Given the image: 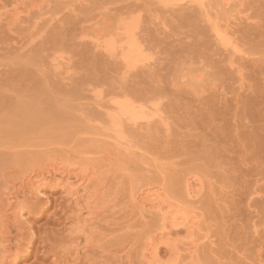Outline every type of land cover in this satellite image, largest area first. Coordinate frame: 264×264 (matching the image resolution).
I'll use <instances>...</instances> for the list:
<instances>
[{
    "label": "rangeland",
    "instance_id": "rangeland-1",
    "mask_svg": "<svg viewBox=\"0 0 264 264\" xmlns=\"http://www.w3.org/2000/svg\"><path fill=\"white\" fill-rule=\"evenodd\" d=\"M127 102L138 123L120 115ZM108 149L118 173L92 233L74 231L78 208L49 184L51 202L25 212L35 234L18 264H73L77 239L89 246L76 264H149L163 219L140 215L141 186L197 222V255L177 226L170 264H264V0H0V196L34 163Z\"/></svg>",
    "mask_w": 264,
    "mask_h": 264
},
{
    "label": "bare ground",
    "instance_id": "bare-ground-1",
    "mask_svg": "<svg viewBox=\"0 0 264 264\" xmlns=\"http://www.w3.org/2000/svg\"><path fill=\"white\" fill-rule=\"evenodd\" d=\"M132 40H130L129 42L131 43ZM130 47L131 46H129V48ZM133 47L130 49V53L127 54L128 55L127 57L133 61V62L131 61L132 63H134L136 61L138 62L139 61L138 56L139 55L141 56V54H138V52L140 53V50H136V48L135 47L133 48ZM140 60L142 61L141 57H140ZM192 80H194V79L192 78ZM128 103L129 102H127V104L120 103L121 112L120 111L119 112L121 113L120 115H127V117L129 116L128 121H130L129 118H131L132 119L131 123H132L133 120L140 118V117H138L139 112H137L135 110L136 105L135 106L133 105V107H132L133 103H129V104ZM137 108H139V107H137ZM142 111L143 110H141V112ZM116 116L117 115H115V118L113 117L114 119L113 118L111 119V120H113V123H114L113 126H115L113 128H114V130L117 129V131L121 132L119 129H121L123 121H122L121 117L119 118V116L118 117H116ZM123 118H124V116H123ZM124 120H125V118H124ZM136 122H137V120H135V123ZM7 127H8V125H7ZM122 129H123V127H122ZM8 130L10 131V129H8ZM11 134L13 135V133H11ZM121 136L122 135H120V137ZM114 139H116V138H114ZM121 140H123V139H121ZM106 143H109V142H106ZM74 150H75L74 151L75 153H76V151H79V149H77V150L74 149ZM111 151L109 150V151L105 152V150H103L102 152H105V153H103V155H101V156L100 155L99 156H96V155L88 156V155H84V154L83 155L82 154H76V156L78 158L67 159V160L62 159V157L57 155L60 158H58L56 156L55 159L49 158L51 160H49L48 162L44 161L45 163H42V164L34 163L35 165L33 167L31 165V168H29L25 171H21L19 174L14 172L18 176L15 179L7 180L6 191H3L2 196H0L1 197L0 198V200H1L0 201V252L2 253V256L0 258V264H18L20 252L22 250H29L31 242L33 241L35 231H34L33 226L26 225L28 220H27V217H25V212L30 213L34 209H37V208L39 209V212L43 211L42 209L44 207H46V205H48L51 202L49 195H46L47 185H49V184L50 185L54 184L53 185L54 187H56V186L60 187L62 189L63 194L67 198V199L65 198L66 202L72 201L74 206L76 208H78V211H76V212L74 211V212L75 213L79 212V214L76 215L72 211L73 214L77 216L75 218L78 220V222L77 221H75V222H77V224L79 225L78 227L73 226L76 228V229H74V231L77 234L78 233L84 234L85 237L87 235V232L90 231V233H92L93 228L89 229V225L93 224L94 221L99 219L100 215L103 213V211L106 209V207L109 206V202L112 201L111 200L112 198L109 197L111 195H109L110 193L108 192L109 187H107L108 181L106 182V179H108L109 176L111 177L112 174L115 175L117 169H115L114 165H118L116 163V161H119V160L113 157L114 152L112 151L113 152L112 153ZM99 152H101V149L99 150ZM99 152H98V154H99ZM88 153H90V152H88ZM85 154H87V152ZM52 157H54V156H52ZM121 170H123V169H121ZM117 173H118V171H117ZM126 175H127V173H126ZM124 176H125V173H124ZM190 178H192V177H190ZM193 178L196 179L195 177H193ZM190 180H192V179H190ZM196 181H198V180H196ZM196 181L192 180L190 182L187 181L188 183L185 182L187 184V185L185 184L186 185L185 187H186V193H187L188 197L191 196V198H193L199 193L200 188L198 187L199 189H197L196 183H199L200 180L198 182H196ZM200 183H201V181H200ZM141 187L138 188L136 191H134L133 195L131 194L132 200H135L136 203L139 205V208L141 209L140 211L142 213H140V215L141 214L143 215V213L146 214L147 212H150V213L154 212L157 214L158 213L161 214V217L163 219L162 220L163 222H162V225L159 229V232H156L153 234L151 233V235L149 234V236L146 237L147 238L146 239L147 241L145 240L146 248H145L144 252L142 251L143 252L142 255L145 257V261L148 260L149 264L163 263V261L160 258V248H161L160 245L161 244L162 245L165 244L168 248L167 251L170 252L171 254L175 255L174 256L175 258L174 259L172 258L173 260L171 259L172 261L168 262L166 264L176 262L183 256L182 255L183 253L181 254V249L179 248V245L172 243V239H171V235L173 233V230L177 226H179V227L181 226V228L182 227L185 228V231H187V233H188L187 237L184 238L185 240L184 241L182 240L183 244H186V246L183 247V251H185L186 256H191V255L193 256L194 254H196L197 249H198L197 245H198L200 239H197V238L195 239L194 235H193V233L197 229L196 228L197 222H195L194 219H193V221L191 220V218H193V217H191V216L189 217L188 216L189 214H187V212L185 213V211H182L183 212L182 213L181 210H183V209L177 210V212H176L175 211L176 207H175V209H173L174 207L171 205V203L166 202V201H168L167 199H166V201L164 200L165 198L162 200H161V198L159 199L160 196H163L159 192L161 189L141 188ZM127 188H129V187H127ZM200 190H202V189H200ZM43 195L46 197L43 198L42 197ZM171 202L173 203V201H171ZM112 203H114V202H112ZM136 203H134V205ZM138 205H137V207H138ZM168 207H169V209L167 210ZM171 207H173V208L171 209ZM83 215H86V216L82 217L83 222L85 224L81 223L82 221L81 222L79 221L81 219L80 217ZM86 225H88L87 226L88 229L85 227ZM12 227H14L16 230L19 231L18 232L19 235L16 238H13L11 236ZM24 230L26 231V234H27V236H25V238L22 237L24 234V232H23ZM85 239H86V242L87 241L91 242L89 236H87V238H85ZM23 240H26V242L25 241L23 242ZM78 241L79 240L77 239V241L75 243H73L74 247L71 246L73 248L72 249L70 248V250H71L70 252L68 250L69 248L65 249V250H67V253H69V255L73 256L72 258L75 261V263H73V264H76L77 261H79V259H82L81 255L86 253L87 248L89 246L88 242H87L88 245H86L87 243H83L85 245L80 246L82 244H81V242H78ZM92 242L94 243V241H92ZM181 244H182V242H181ZM97 246H99V245H97ZM65 250H63V252ZM56 259L58 261L59 257H57ZM74 261H72V262H74ZM178 262L180 263L182 261L180 260ZM79 264H81V263H79Z\"/></svg>",
    "mask_w": 264,
    "mask_h": 264
}]
</instances>
